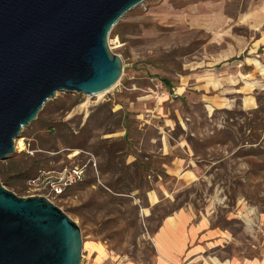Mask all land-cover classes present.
Listing matches in <instances>:
<instances>
[{
	"label": "rangeland",
	"instance_id": "rangeland-1",
	"mask_svg": "<svg viewBox=\"0 0 264 264\" xmlns=\"http://www.w3.org/2000/svg\"><path fill=\"white\" fill-rule=\"evenodd\" d=\"M263 33L264 0H144L109 35L123 60L119 81L95 96L57 92L23 129L16 151L0 160V180L25 197L37 195L28 180L40 171L85 166L84 180L53 200L81 227L80 264L91 240L154 264L152 237L162 215L185 208L220 222L226 241L213 256L263 257L264 186L232 204L212 186L222 170L198 166L186 140L223 127L227 115L216 109L258 106ZM141 159L149 162L142 190Z\"/></svg>",
	"mask_w": 264,
	"mask_h": 264
},
{
	"label": "water",
	"instance_id": "water-1",
	"mask_svg": "<svg viewBox=\"0 0 264 264\" xmlns=\"http://www.w3.org/2000/svg\"><path fill=\"white\" fill-rule=\"evenodd\" d=\"M144 0H0V160L57 92L95 96L121 78L108 44ZM81 227L44 195L19 196L0 180V264H80Z\"/></svg>",
	"mask_w": 264,
	"mask_h": 264
},
{
	"label": "trees",
	"instance_id": "trees-1",
	"mask_svg": "<svg viewBox=\"0 0 264 264\" xmlns=\"http://www.w3.org/2000/svg\"><path fill=\"white\" fill-rule=\"evenodd\" d=\"M118 32L119 22L111 33L117 34ZM162 80L170 85L167 78ZM256 97L258 106L253 109L245 110L240 106L233 109H216L215 111L223 112L227 117L224 119L223 127L214 130L212 135L206 138H196L194 134H186V140L192 146L197 165L213 164L211 170H222L217 173L220 183L213 180L212 186L219 184L232 204H235L239 196L251 199V193L258 192L264 186V93H259ZM181 99L184 101L183 97ZM176 129L185 133L179 122H177ZM148 169L149 162L141 159V190ZM232 171L235 172L232 173ZM2 183L6 185V182ZM141 206L148 207L149 205L141 203ZM159 208L160 204H157L153 213ZM172 213L173 211H167L162 215L157 230L163 219ZM219 224L220 222H216L212 226L217 227L220 226Z\"/></svg>",
	"mask_w": 264,
	"mask_h": 264
},
{
	"label": "crops",
	"instance_id": "crops-1",
	"mask_svg": "<svg viewBox=\"0 0 264 264\" xmlns=\"http://www.w3.org/2000/svg\"><path fill=\"white\" fill-rule=\"evenodd\" d=\"M257 41L264 45V33ZM152 240L154 264H264V256L242 260L213 256V249L226 241L225 233L213 227L209 218H197L188 208L165 217ZM86 258L83 264H140L109 252L102 242L94 240L87 243Z\"/></svg>",
	"mask_w": 264,
	"mask_h": 264
},
{
	"label": "built area",
	"instance_id": "built-area-1",
	"mask_svg": "<svg viewBox=\"0 0 264 264\" xmlns=\"http://www.w3.org/2000/svg\"><path fill=\"white\" fill-rule=\"evenodd\" d=\"M86 168L83 165L63 167L57 171L42 170L28 180L32 194L44 195L50 200L63 195L69 187L84 180Z\"/></svg>",
	"mask_w": 264,
	"mask_h": 264
},
{
	"label": "bare ground",
	"instance_id": "bare-ground-1",
	"mask_svg": "<svg viewBox=\"0 0 264 264\" xmlns=\"http://www.w3.org/2000/svg\"><path fill=\"white\" fill-rule=\"evenodd\" d=\"M101 94V93H100ZM100 94H98V95H100ZM23 148H24V144H23Z\"/></svg>",
	"mask_w": 264,
	"mask_h": 264
}]
</instances>
